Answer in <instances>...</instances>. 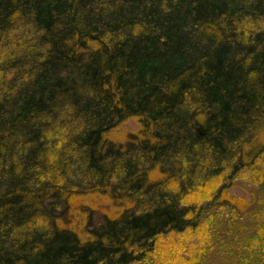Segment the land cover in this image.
I'll list each match as a JSON object with an SVG mask.
<instances>
[{
	"label": "trees",
	"instance_id": "trees-1",
	"mask_svg": "<svg viewBox=\"0 0 264 264\" xmlns=\"http://www.w3.org/2000/svg\"><path fill=\"white\" fill-rule=\"evenodd\" d=\"M0 264H264V0H0Z\"/></svg>",
	"mask_w": 264,
	"mask_h": 264
},
{
	"label": "rangeland",
	"instance_id": "rangeland-1",
	"mask_svg": "<svg viewBox=\"0 0 264 264\" xmlns=\"http://www.w3.org/2000/svg\"><path fill=\"white\" fill-rule=\"evenodd\" d=\"M139 129H140V124L138 123V121L135 118H130L116 129V133L122 136V135H125L127 132H136ZM226 184L230 186L228 189H226V192L229 193V196L231 198H234V197L241 198L247 202L252 201L253 199L252 184L250 181L249 182L247 181L246 177H241L235 180L233 183H231L230 181H227ZM85 201H88V200H85ZM96 201L100 203L99 199H96ZM81 202H84V201H81ZM100 205H102V207H104L105 210H108L107 209L108 207L105 206L103 201ZM77 216L80 221L79 223L84 224L85 215L82 212H77Z\"/></svg>",
	"mask_w": 264,
	"mask_h": 264
}]
</instances>
